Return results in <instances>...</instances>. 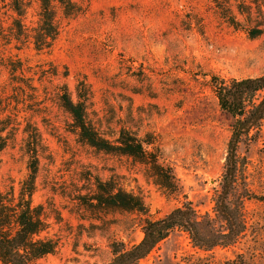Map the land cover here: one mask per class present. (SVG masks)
<instances>
[{
    "label": "rangeland",
    "instance_id": "374dc122",
    "mask_svg": "<svg viewBox=\"0 0 264 264\" xmlns=\"http://www.w3.org/2000/svg\"><path fill=\"white\" fill-rule=\"evenodd\" d=\"M74 1L81 11L70 18L55 5L58 35L40 52L14 40L15 17L0 7V129L9 138L0 190L19 194L35 148L33 204L43 207L46 235L57 242L39 264H108L113 243L143 239L138 214L91 209L97 179L142 197L152 219L185 202L214 216L234 119L220 109L212 78L264 75V0ZM26 3L30 33L40 8L38 0ZM66 89L73 100L87 96L88 119L106 138L127 130L151 142L180 192L156 186L133 159L82 143L62 108ZM252 136L239 149L241 185L260 199L245 201L240 239L203 251L176 232L138 264H264V128Z\"/></svg>",
    "mask_w": 264,
    "mask_h": 264
},
{
    "label": "trees",
    "instance_id": "16d2710c",
    "mask_svg": "<svg viewBox=\"0 0 264 264\" xmlns=\"http://www.w3.org/2000/svg\"><path fill=\"white\" fill-rule=\"evenodd\" d=\"M38 2V25L30 33L25 31L23 24L26 0H0V7L6 6L15 17L9 27L14 40L31 41L35 50L40 52L49 50L58 35L55 5L60 7L66 18L79 14L81 10L74 0ZM3 29L0 17V36ZM259 34L258 30L252 37ZM17 70L13 68L11 71ZM212 79L220 109L234 119L220 189L213 199L214 216L209 213L202 215L190 202H185L164 217L152 219L142 197L126 191L112 180L97 179L91 209L142 217L143 239L131 247H126L124 243H113V257L108 264H138L176 232L188 235L193 247L203 251L232 246L244 234L245 201L260 198L241 185L239 149L252 139V132H260L264 128V75L231 81ZM87 102V96H82L80 92L73 100L67 89L61 98L62 108L70 115L73 131L82 143L106 154L131 158L145 166L147 176L156 186L172 194L180 192L172 171L160 164L157 153L148 150L151 142L127 130L119 131L113 140L106 138L88 119ZM3 132L0 129V153L9 144V138L3 136ZM31 153L33 162L30 175L22 184L19 194L16 196L13 191L4 193L0 190V264H39L42 258L53 255L57 250V242L46 235L49 224L43 207L33 204L36 149Z\"/></svg>",
    "mask_w": 264,
    "mask_h": 264
}]
</instances>
